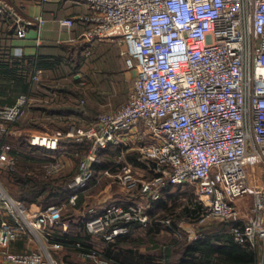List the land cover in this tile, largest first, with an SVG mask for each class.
Here are the masks:
<instances>
[{"label": "built area", "instance_id": "obj_1", "mask_svg": "<svg viewBox=\"0 0 264 264\" xmlns=\"http://www.w3.org/2000/svg\"><path fill=\"white\" fill-rule=\"evenodd\" d=\"M85 1L88 11L78 19L88 27L75 40L122 43L132 83L124 101L101 112L95 123L66 134L90 142L70 182L73 193L67 202L31 209L0 182L2 261L64 264L52 256L51 250L63 243L51 229L62 225L66 231L63 207L76 204L99 152L108 147H120L121 155L137 152L151 171L149 178H139L130 163L117 162L113 177L126 189L138 188L141 199H159L169 184L194 186L198 209L184 219L186 231L195 233L211 219L232 221L235 241L263 249L264 185L251 175L264 164V0ZM0 15L11 20L18 38H25L35 23L40 27L45 22L41 16L25 18L8 0H0ZM74 21L62 17L59 25L70 29ZM41 72L36 70L32 79L38 80ZM5 111L6 120L17 119L20 103ZM0 127L8 133L6 125ZM61 139L60 132H33L27 142L57 150ZM10 150L9 143L0 141V165L14 169ZM52 166L58 171L61 164ZM248 195L252 201L243 211L236 201ZM144 210L140 201L92 207L85 228L111 241L134 224L148 223ZM22 234L39 247L10 251L9 243ZM81 254L107 264L96 252Z\"/></svg>", "mask_w": 264, "mask_h": 264}, {"label": "trees", "instance_id": "obj_2", "mask_svg": "<svg viewBox=\"0 0 264 264\" xmlns=\"http://www.w3.org/2000/svg\"><path fill=\"white\" fill-rule=\"evenodd\" d=\"M0 17L11 21L6 16L0 15ZM98 44L102 47L94 48L89 56L81 53L74 55L70 51L72 48L67 49L68 45L67 48L63 46L64 57L52 54L30 59L11 58L8 53L5 54L7 58L0 60V75L8 80V88L13 89L16 86L17 91L26 92V99L20 105V115L17 119L6 122L8 126L19 129L34 128L41 126V123L53 121L55 124L62 123L60 126L53 125L66 132L72 125L89 126L96 122L101 112L97 113L89 103L95 98L97 101L102 100L100 91L103 87L108 90L114 88L120 90V96L116 98L119 102L126 91L124 78L119 75L120 71H115L116 77H113L111 60H98L109 51L118 56V49L106 43ZM84 47L86 46H80L78 50H84ZM103 62L109 63V69L100 70L99 66ZM93 63H97V71L93 70ZM35 68L42 69L44 74L38 80H31V72ZM82 71L84 76L76 77ZM82 80L84 84L80 85ZM14 100L11 97L5 100L6 103L0 101V119L3 111L14 105ZM6 104L8 107H4ZM0 133L3 134L0 140L11 145L10 154L16 161L14 169L0 165V180L12 197L45 207L50 203L66 200L73 193L70 182L77 170L52 173L46 170L45 165L52 162L55 156L63 154H69L78 164L90 147L88 140L66 138L60 141L57 150H49L30 146L23 139H17L12 135L7 136L8 133ZM136 154L137 152H126L122 161L135 166L143 165L137 160ZM120 156V147H108L101 150L99 162H96L93 168L95 170L112 166L115 168ZM180 186L182 185L169 184L162 191L161 199L164 208L166 207L165 210H168L167 201L172 197L170 191ZM189 199L190 203L184 207L182 214L177 213L184 215L185 218L191 217L198 209L194 199L192 197ZM82 200L83 196L80 195L75 204L76 208H80ZM175 212L170 209L161 216H157L175 217L177 216V214L174 215ZM67 216L68 212H62V217ZM157 216L150 215L149 225L131 226L127 233L111 241L104 240L101 235L88 232L84 218L76 223L75 231L64 232L60 226L53 227L54 231H51L53 237L63 243L61 248L63 253L67 250H75L81 255L80 252L90 250L94 246L92 240L96 237L102 244L96 253L106 260L107 264H162L161 260L165 261V264H258L261 260L263 249L253 246L250 242L240 243L234 240L231 232L234 224L232 221L209 220L200 225V229L198 227L197 237L191 240H181L177 237V233L182 230L180 225L165 224L170 227L174 238L161 241L157 234L161 231L163 221L157 219ZM145 226L144 235L136 234L135 231L138 228H145ZM77 243H80V246H77ZM142 247H145V250H142ZM65 259L68 260V258ZM93 264L99 263L93 262Z\"/></svg>", "mask_w": 264, "mask_h": 264}, {"label": "crops", "instance_id": "obj_3", "mask_svg": "<svg viewBox=\"0 0 264 264\" xmlns=\"http://www.w3.org/2000/svg\"><path fill=\"white\" fill-rule=\"evenodd\" d=\"M8 1L13 3L25 18H33L34 16H41L45 19V22L40 27L35 23L29 28L27 32V36L25 38H18L12 28L11 21L0 17V58H1L0 60H4L5 58H7L6 57L7 55H5L7 53H8V56H10L11 58L26 57L30 59L32 58L37 59L40 55L48 56L52 54L61 55V56L63 55L64 57L65 51H63V49H65L64 47L67 48V45H68L67 49L72 48L70 51L73 52L74 55H76V53L77 54L81 53V54H85L86 56H89L91 52L93 51V49L97 47V42L86 43V42L75 40L79 36V34H81L88 27V24L78 19V16H80L81 14L87 13L88 11V6L85 0H51L47 2H44L43 0H8ZM62 17L74 18L75 20L74 24L70 29L62 28L59 25V19ZM83 45L86 46L84 47V50H80V49L78 50V47L83 46ZM38 69L42 71L40 75V77H42V75L44 74V71L40 68H35L33 72H31V74L33 75V73ZM79 74L80 73H78L76 77L77 76L79 77L80 76ZM32 75H31V80H33ZM17 90L18 89L16 86L13 89L12 87L8 88V80H6L5 76L0 75V101L2 103H6L5 100L13 97L15 99L14 100L15 103L13 102L14 105L17 103H20V105L23 104V102L26 99L25 98L26 92L17 91ZM104 98L106 100L109 99L107 102H105L106 103L105 105L110 104V107L108 108H111V106H113L111 105L112 103L111 97L107 96ZM126 98H127V94L124 100ZM120 103H117L113 107H116ZM4 107H8V105L6 104L4 105ZM123 155H121L120 158L123 157ZM55 159L52 160V162H50L48 165H51L52 163L58 160V159L56 160ZM118 159L116 162L119 161ZM78 167H79V163H78ZM112 167H109L106 169H97V170L93 168V175L90 181L86 185L85 189L79 192L77 199L79 198L80 195H82L84 198V194H83L84 191L92 187H95V186H97L98 188L101 186V184L107 183V184H104L105 187L101 186L102 188H99V190H97V192L98 191L99 192L97 194V204L95 205L97 208L94 206L95 209L100 210L109 203L127 205L130 203L137 202L136 198L138 199L141 198L140 190L138 188L126 189L122 187V190H125L126 192L125 196L117 194L118 192H114V190L111 188L112 187L111 185L117 184L114 181H113L114 183L110 182V179H114L113 174L117 171L116 168L113 167L114 168L113 169ZM132 167H133L135 175L139 178L147 179L151 176V171L147 168V165L145 163H143V165L141 166L132 165ZM78 171H79V168L77 170V173ZM252 180L255 181V179H252ZM256 181H257L256 183L262 184L261 176H260L259 181L258 180ZM102 193H104L102 196H98V195H101ZM68 198L60 203L66 202ZM161 198L162 197H160L157 200H152V199L148 200V202L151 201L150 202L151 205L148 206V208L146 209L147 215L149 216L152 214L157 215L156 210L164 208L163 200ZM240 199H238L236 203L238 206L241 207L242 205H244V203L241 202L242 200ZM83 201L84 199L82 200V203ZM24 203L26 204L27 207H30L31 209H38L42 207L40 204H35V203L29 204V203H26L25 201ZM50 204H59V203H50ZM75 206L76 205H74L73 208H76ZM89 215L90 213L87 212L85 218H87ZM4 218H8V217L4 216ZM169 237L174 238V236H171V235H169ZM31 241L32 240L28 234H22L9 243L8 249L14 252H21V251H27L30 249H35V247L31 245L32 244ZM97 241H98V246L101 248L102 246L101 242L99 240ZM142 250H145V247H142ZM160 262L162 264H165V261L163 260H161ZM0 264H6V263H4L2 259L0 258Z\"/></svg>", "mask_w": 264, "mask_h": 264}, {"label": "rangeland", "instance_id": "obj_4", "mask_svg": "<svg viewBox=\"0 0 264 264\" xmlns=\"http://www.w3.org/2000/svg\"><path fill=\"white\" fill-rule=\"evenodd\" d=\"M100 42L109 44L110 46L116 47L118 49V54H119L118 56H115V54H113L112 52L109 51L104 56H101L98 60H111V62H112L111 70L114 71L113 77H116L115 71H120L121 74H119V75L123 76V78H124V82H125L124 88H125L126 91L122 94V99L119 102H117V101L115 102L114 100H116V98L118 96H120L119 95L121 93L120 90H118L116 88H114L113 90H111V89L108 90V88H104L103 87L101 89V91H100L101 92L100 96H101V98L103 100H101L99 102L95 98L93 102L89 103V104H92L90 106L91 107L93 106L95 108V110L97 111V113L103 112V111H105V109L110 107V104L109 105H105L106 104L105 102H107L109 99L106 100L104 97H107V96L111 97V100H112L111 101L112 102L111 105H113V106L124 100V98L126 97V94H127V90H128V88L130 87V85L132 83V74H133L132 72H128L126 70V68H125L124 56L122 54V51L124 49V45L122 43L116 42V41H100ZM97 43H99V42H97ZM97 47H98V49H100L102 46L100 44H98ZM93 64H94L93 70L97 71V63H93ZM108 64H107V62L106 63H104V62L101 63V65L99 66L100 70L109 69V65ZM79 73H80L79 77L84 76V72L83 71L79 72ZM126 82L128 83L127 85H126ZM83 84H84V81L82 80L80 85H83ZM113 98H114V100H113ZM113 106H111V107H113ZM6 122H8V120H6V111H5L3 114H1L0 126L6 125V127H8L7 136H11L12 135L13 137H15L17 139L18 138L23 139V141L25 140L27 144H28L27 137H28V135H30L33 132H54V133L60 132L62 134V139L61 140H64L66 138L76 139L75 137H66V134L69 131H71L72 128H74V129L84 128V126H82V125L78 126V127H74L72 125L69 128V130L64 132V131H62V130H60V129H58V128H56L54 126V125L60 126L62 123L58 122V124H55L53 121H50V122L41 123L40 124L41 126H39V127L19 129V128L9 127ZM0 132H3L1 130V127H0ZM2 135L0 133V138H2ZM0 141H2V140H0ZM27 150H28V148H27ZM37 152H39V151H37ZM88 152H89V149L82 156L81 160L83 158H85V156L88 155ZM129 152L133 153L135 151L129 150ZM136 156H138V155L136 154ZM55 157H56V159H58L57 161L59 162V164H61V167L58 170V172L68 171V170H75V169L78 170V164H76L77 162L69 154H63V155L55 156ZM122 160H123V157L120 158V161H122ZM76 165H77V167H76ZM45 166H46L45 168H46L47 171H49V172L52 171V173H58L57 171H54V169H53L54 167L53 166H52L53 170L51 169L50 165L46 164ZM36 167H38V166H36ZM116 167H118V166L116 165ZM36 169H39V168H36ZM252 171H253V173L251 175L252 179H256V180L259 181L260 176H261L262 185H264V164L258 165ZM113 181L118 184V185L117 184L111 185L112 186L111 188L114 190V192H118L117 194L125 196L126 192H125V190H122V186L120 185L119 181L115 177H114V179H110V182L114 183ZM0 182L2 183L1 180H0ZM104 184H107V183H104ZM104 184H101V186L105 187ZM101 186L98 187V188H97V186H95V187H92V188H90V189H88V190L83 192L84 201H83L80 209L79 208L78 209L77 208H73L74 205L69 204V203H67L63 207L62 212H65V211L68 212V216L67 217H63V221H66L65 223L67 225L66 231H71V230L75 231L76 230V223H78L83 218H84V220H86L85 219L86 213L87 212L90 213L89 209L92 208V207L94 208V206L97 204V194L99 192V191L97 192V190H99V188H102ZM104 193H102L101 195H98V196H102ZM170 194H172V197L167 201V204H168L167 208H168V210L171 209L173 211H176L174 213V215L177 214L178 212H180L182 214V210L184 209V207L188 206V204L190 203V199L189 198H191V197L193 199L195 198L194 186L193 185H188V184L182 185L180 187H176L175 189H172L170 191ZM136 200H137V202H139V201L142 202V204L145 206L144 212L146 213V209L148 208V206L151 205V203H150L151 201L148 202V200H144V199H141V198L140 199L136 198ZM240 200H242L241 202H243L245 204V205L241 206L242 210L245 211L244 209H246V207L249 204H251L252 196L248 195V196H246V197H244V198H242ZM165 208L156 210L157 215L161 216L162 214H164V212H167L168 210L167 209L165 210ZM68 210H70V211H68ZM147 216H148V218L150 220L149 215H147ZM160 216H157L156 218L163 221L162 227H161V231H159L158 234H157L158 238L161 241L166 240V238H172V237H169V235L173 236V234L170 231L171 230L170 227H167V226H169L168 225L169 223H167V220H170V224L174 223V224L183 226L184 229L181 228L182 230L179 233H177V237L179 239H181V240H183V239L191 240L192 238L197 237L198 229L196 230L195 233L193 231H191V232L186 231V229H189V228H188L187 222L184 221V218H185L184 215L177 214V216H175V217L167 216L165 218L164 217L161 218ZM140 224H142V223H140ZM145 224H148V223H145ZM165 224L167 226H165ZM134 225H137V224H134ZM134 225H132V226H134ZM60 228H62V225L60 226ZM168 229H169V231H168ZM199 229H200V227H199ZM135 232H136V234H138V233L145 234L146 233V226H145V228H138ZM51 233H52V231H51ZM92 234L97 235V233H92ZM31 243H32L31 245L34 246L35 248L39 247L38 241L36 242L35 240H32ZM92 244L94 246L90 250H85V251L83 250L82 252H84L86 254H93L94 252H97V249H99L100 247L98 246V241H97L96 237H94V239L92 240ZM99 244H100V242H99ZM82 252H80V253H82ZM51 253H52V256L55 257V259L61 261L64 264H93V262H96V260L93 257H88V258L86 256L84 257L82 254L81 255L78 254V252H76L75 250L74 251L73 250H71V251L67 250V251H65L63 253V251L60 248V249H57V250H51ZM63 256H65V257H63ZM65 258H68V260L65 259Z\"/></svg>", "mask_w": 264, "mask_h": 264}, {"label": "water", "instance_id": "obj_5", "mask_svg": "<svg viewBox=\"0 0 264 264\" xmlns=\"http://www.w3.org/2000/svg\"><path fill=\"white\" fill-rule=\"evenodd\" d=\"M259 264H264V247H263V250H262L261 260H260Z\"/></svg>", "mask_w": 264, "mask_h": 264}]
</instances>
